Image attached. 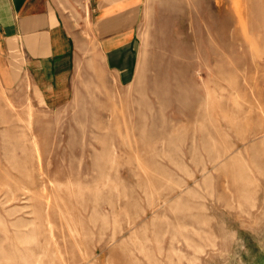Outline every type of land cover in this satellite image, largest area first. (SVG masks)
I'll use <instances>...</instances> for the list:
<instances>
[{"label": "rangeland", "instance_id": "1", "mask_svg": "<svg viewBox=\"0 0 264 264\" xmlns=\"http://www.w3.org/2000/svg\"><path fill=\"white\" fill-rule=\"evenodd\" d=\"M134 54L0 88V264H264V0H146Z\"/></svg>", "mask_w": 264, "mask_h": 264}, {"label": "crops", "instance_id": "2", "mask_svg": "<svg viewBox=\"0 0 264 264\" xmlns=\"http://www.w3.org/2000/svg\"><path fill=\"white\" fill-rule=\"evenodd\" d=\"M145 3L0 0V88L28 86L46 106L65 104L73 92L75 64L93 47L108 70L128 81Z\"/></svg>", "mask_w": 264, "mask_h": 264}]
</instances>
